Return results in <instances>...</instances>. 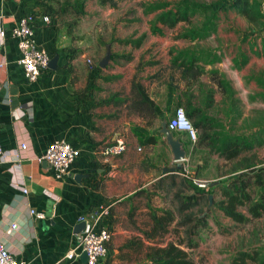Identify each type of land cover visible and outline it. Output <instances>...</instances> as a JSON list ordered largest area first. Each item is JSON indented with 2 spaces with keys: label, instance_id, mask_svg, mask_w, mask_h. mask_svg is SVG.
I'll list each match as a JSON object with an SVG mask.
<instances>
[{
  "label": "crops",
  "instance_id": "1",
  "mask_svg": "<svg viewBox=\"0 0 264 264\" xmlns=\"http://www.w3.org/2000/svg\"><path fill=\"white\" fill-rule=\"evenodd\" d=\"M124 1L116 0L117 6L112 7L109 2L97 0L91 9L106 8V13H111ZM127 1H140L134 8L146 18L144 32L110 38L103 32L99 18L90 15L88 0H0V32L4 31V35L0 33V144L8 151L0 162V241L28 264H88L84 252L79 251V256L73 259L67 254L81 242L83 231L76 232L80 216L106 206H110L106 219L113 238L109 254L101 264H145L148 249L170 239L167 235L160 238L146 234L152 230L154 208L153 199H147V195L158 189L154 185L160 178L171 173H165V165L161 164L172 167L175 163L171 147L161 132V122H168L179 106V92L186 88L181 69H175L179 87L170 99L168 74L173 70L174 49H220L222 61L205 68L219 69L230 81L235 111L227 113L231 99L218 90L208 75L201 76L199 84L216 90L213 108L218 95L225 99L228 108L224 112L231 126L244 117L237 105L240 100L247 101L248 90L242 76L234 80L220 68L230 59L225 52L226 41L217 39L221 34L216 32L193 41L175 38L189 26L184 22L173 29L160 24L164 33H153L152 22L161 10L147 13L146 7L168 1ZM229 1L209 5L221 8ZM29 13L39 19L34 26L37 45L48 50L51 58L59 55L58 68L49 67L33 83L24 75L18 61V39L12 35V29ZM44 14L51 16V22L40 20L39 16ZM173 30L175 34L169 33ZM143 34L146 37L140 46L120 43L122 39H137ZM108 46L113 51L109 65L101 70L91 68L87 59L101 60ZM239 53L243 62L246 54L242 48ZM236 57L231 62L234 74V70L240 72L248 62L246 59L244 65L240 62L237 66ZM133 81L140 82L155 101L156 117L132 107ZM196 93L201 100L199 90ZM17 108L23 110L18 112L25 115V120L16 118ZM213 108L210 113L217 117ZM136 125L155 135L156 143L142 145L131 130ZM227 131L243 134L233 133L229 128ZM26 133L30 134L31 150L16 151L19 138ZM174 134L185 136L181 132ZM119 138L127 142V149L118 156L107 157L105 147ZM55 139L67 140L81 152L69 174L61 180L55 178L51 165L36 159ZM159 152L165 161L158 164ZM18 154L23 160H17ZM158 167L163 168L162 174L158 173ZM31 209L43 213L44 218H36ZM12 224H17V228H12Z\"/></svg>",
  "mask_w": 264,
  "mask_h": 264
},
{
  "label": "trees",
  "instance_id": "2",
  "mask_svg": "<svg viewBox=\"0 0 264 264\" xmlns=\"http://www.w3.org/2000/svg\"><path fill=\"white\" fill-rule=\"evenodd\" d=\"M101 1L109 2L112 7L117 6L116 0ZM227 5L243 15H250L249 8L252 7V4H250L249 0H230V3ZM256 6L259 16L263 18L264 14L262 13L260 3L256 2ZM262 7L264 8V0ZM201 9L207 10L208 8H205L199 2L181 0L176 3H151L146 7V12L161 10L152 22L153 33H164V29H161L159 26L160 24L163 27L173 29L179 23L184 22L185 24H189V26L185 27L175 38H186L193 41L206 39L217 32V19L209 18L201 26H196L192 23L195 15ZM261 33V53L264 56V22ZM145 37L146 35L143 34L137 39H122L120 43H131L134 46H140ZM174 51L176 54L171 60L173 70L168 74L170 79V99L172 92L179 87V83L176 84L179 80L175 78L174 71L180 68L182 73L181 80L186 82V88L179 92L178 107H184L195 127L202 130L201 141L211 139L208 141L218 147L217 150L220 155L226 160L234 159L245 152L263 146L264 125L257 131L233 135L227 130L220 129L222 127L220 119L210 113L214 106V93L216 90L207 84H199L200 78L203 75H208L218 90L231 99L230 109L227 113L235 111V99L232 98L234 91L230 81L219 69L206 70L205 68L207 65H214L222 61L221 50L186 48L174 49ZM99 61H94L91 68L101 70ZM235 63L237 66H240L239 60H235ZM245 63L246 59L243 60L242 65ZM252 79L264 87V80L256 77H252ZM198 90L202 96L201 100L198 99L196 93ZM132 92L134 94V97L131 99L132 107L156 117L158 114L156 103L140 82L133 81ZM260 97L264 101V93H261ZM131 130L142 145L155 144L157 141L155 135L150 134L144 127L136 125L132 126ZM176 175V173L165 175L158 180L154 187L158 189L164 188L168 179L171 185L176 186ZM245 175V171H241L229 176L227 182L220 180L206 187L191 184L188 186V189H191L189 194H176L178 200L176 210L165 207L152 208V230L146 235L159 236L161 238L165 235L173 234V237L166 243L165 239H163L161 244L151 246L147 251L148 261L145 264H197L192 255L193 249L198 245V242H195L193 239L196 227L204 230L211 229V227L205 218L199 217L196 219V216L190 212L195 208L206 206L208 213L219 210L226 217L238 223H246L252 218L263 216L264 190L261 189L260 192L253 190L250 182L245 180ZM217 193L219 200H216ZM211 195L213 196L212 202ZM240 207H244V210L240 209ZM196 222L199 226L196 225ZM105 223L111 228L108 219L105 220ZM230 264H264V244L237 249L231 256Z\"/></svg>",
  "mask_w": 264,
  "mask_h": 264
},
{
  "label": "rangeland",
  "instance_id": "3",
  "mask_svg": "<svg viewBox=\"0 0 264 264\" xmlns=\"http://www.w3.org/2000/svg\"><path fill=\"white\" fill-rule=\"evenodd\" d=\"M151 1L156 2V0ZM166 1L176 3L181 0ZM189 1L199 2L205 8H208L207 10L201 9L195 15V18L192 20L194 25L201 26L209 18L217 19V34H221V37L218 36L217 39L221 38L226 41L225 52L230 57L220 68L227 76L234 80L237 79V76H242L248 90L246 102H242L238 96L236 97L240 100L239 103L237 102V108L244 117L240 122L232 126L226 119L224 112L228 108L227 103H225V99L221 95H218L213 113L217 114V118L221 121L222 127L220 129L228 130L229 128V130L234 131H232L233 133L245 134L260 128L264 125V101L260 97V94L264 93V87L256 83L252 77L264 80V56L261 53V30L264 17L261 18L259 16L256 6V2L260 3L262 13L264 14V8L262 7L263 0H249L252 7L249 8L250 15L248 16L229 7L227 4L230 1L225 4L226 7L224 5L221 8H215L214 6L212 8L209 5H215V3L217 5L221 0ZM88 2L90 15L94 14L99 18L106 36L113 38L115 36H127L134 31L138 33L144 32L146 18L142 11L139 12L134 8V5H139L140 1L135 3V1L126 0L119 7L112 10L111 13H106V8H103V10L91 9L97 3V0H88ZM76 12L79 13L80 11ZM135 18H139V21H136ZM175 32L176 30L169 31L172 34H175ZM204 42L205 44H209L208 40ZM239 48L244 50L248 62L240 72L234 70V74L231 71L233 70L231 63L233 62V58L237 56L235 59L242 62ZM116 49H118V46H116ZM105 53L106 50L102 52L103 57ZM230 53L234 54V57L229 55ZM247 77H249V80H247ZM240 92L238 90V94ZM201 136L202 130L198 129L196 142H192L185 136L182 137L187 151L186 159L179 166L177 165L178 163H173V166L176 165L180 169L184 165H187L188 173H176V186L171 185L168 179L164 188L154 189L155 191L147 195V199H153L154 208L165 207L176 210L178 206L176 194H189L191 189H188V186L191 184L206 187L220 180L227 182L229 176L241 171H245L246 175L244 178L247 182H250L253 190L256 192H260L261 189L264 190V145L245 152L234 159L225 160L217 150L218 147L208 141L211 139L201 141ZM162 160L163 162L165 161L161 152L157 153L158 164ZM161 165L171 167L170 164L166 165L162 163ZM162 169V167H158L157 171L159 174L163 173ZM200 184H205V186H201ZM218 193L216 194V200H219ZM240 209L244 210V207H240ZM190 212L196 216V219L199 217L205 218L212 229L204 230L196 227L193 239L195 242H198V245L192 251V255L197 264H230L231 256L237 249L264 244V215L259 218H252L246 223H238L226 217L219 210L208 213L206 206L195 208ZM178 217L181 218L180 216ZM196 225L199 226L197 222ZM171 237H173V234L167 235V239Z\"/></svg>",
  "mask_w": 264,
  "mask_h": 264
},
{
  "label": "built area",
  "instance_id": "4",
  "mask_svg": "<svg viewBox=\"0 0 264 264\" xmlns=\"http://www.w3.org/2000/svg\"><path fill=\"white\" fill-rule=\"evenodd\" d=\"M43 22H51V16L44 14L39 16ZM39 21L36 14H27L23 16L18 24L12 29V35L18 39V49L20 52L19 63L23 68L24 75L28 82H36L42 73L49 69L51 55L45 48L37 45L34 37V26ZM4 35V31L0 32ZM87 63L91 67L94 61L89 58ZM16 109V118L18 120H25V115L20 116ZM23 112V110L21 109ZM168 127L173 132H181L186 138L192 142H196L198 137V129L195 127L193 121L188 116L184 107H177L168 120ZM32 148L30 134L26 133L18 140L19 152L30 151ZM127 149V142L119 138L115 143L109 144L104 149V154L107 157L118 156ZM8 151L0 144V162H2ZM80 150L74 147L70 142L64 139H55L47 147L42 154L36 155V159L40 162L49 163L53 170L55 178L64 179L70 172L71 165L80 156ZM17 160L21 161V156L17 155ZM183 161V160H182ZM181 161V163H182ZM184 163V162H183ZM188 166L184 165L178 169L176 173H188ZM14 166L10 168L13 172ZM15 179V178H14ZM21 186L19 183H15ZM205 186V184H200ZM27 192V189L24 188ZM31 214L36 218H44V214L35 209H31ZM110 214V206L102 207L99 210H93L87 214H82L79 218L81 222L86 223V227L82 232V239L80 244L74 249L70 250L67 257L73 259L79 256L80 252L87 254L88 264H101L102 259L109 254V244L113 238V230L109 228L105 220ZM12 228H17V224H12ZM80 251V252H79ZM0 264H28L26 260L18 259L7 246L0 241Z\"/></svg>",
  "mask_w": 264,
  "mask_h": 264
},
{
  "label": "water",
  "instance_id": "5",
  "mask_svg": "<svg viewBox=\"0 0 264 264\" xmlns=\"http://www.w3.org/2000/svg\"><path fill=\"white\" fill-rule=\"evenodd\" d=\"M112 48L111 46H108L107 52L105 56L99 61V66L101 68H105L106 66L109 65V63L112 60ZM58 61H59V55H56L55 57L51 58L50 60V65L49 67L51 69H57L58 68ZM162 129L161 132L165 135L167 143L170 145L172 153H173V159L175 163H178L182 160L186 159L187 151L185 148V144L182 140V137L175 136L174 132L170 130L168 127V122L167 121H162L161 122ZM49 164V163H48ZM50 165V164H49ZM164 172H171V173H176L177 172V166H172V167H165ZM213 196L211 195V202H212ZM86 227L85 222H80L76 226V232H82ZM85 258L87 259V254L84 252Z\"/></svg>",
  "mask_w": 264,
  "mask_h": 264
}]
</instances>
